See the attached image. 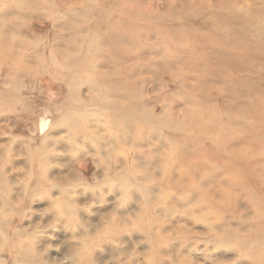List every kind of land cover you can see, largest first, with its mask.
I'll use <instances>...</instances> for the list:
<instances>
[{
    "label": "rangeland",
    "instance_id": "1",
    "mask_svg": "<svg viewBox=\"0 0 264 264\" xmlns=\"http://www.w3.org/2000/svg\"><path fill=\"white\" fill-rule=\"evenodd\" d=\"M46 2L52 12L70 13L88 6L86 0ZM138 2L167 9L166 0ZM186 2L196 4L195 0ZM33 10L26 16L30 26L49 37L54 22L44 18V12ZM219 10L226 20L217 24L224 30H229V21L240 19L235 22L234 44L242 48L254 72L252 77L248 67H240L244 69L236 71V79L226 82L233 70L223 67L220 77L187 79L195 85V99L221 104L233 101L234 94L243 97L247 85H264V0H226ZM4 11L0 10V16ZM234 11L250 16L242 20V13L234 15ZM203 13L208 23L215 20L216 10ZM11 17L23 20L25 14L12 12ZM193 22L198 24L192 25L195 28L208 29L197 19ZM204 33L214 38L215 32ZM146 42L156 46L159 38L149 36ZM222 54L227 57L226 51ZM158 56L152 50L143 54L149 61ZM248 60L243 58L241 66H247ZM200 64L208 66L206 61ZM37 74L33 85L22 88L20 102L13 99L20 111L28 108L30 114L0 110V264H255L251 236L264 233L261 229L252 232L254 227H264V174L253 177L245 159L233 164L227 154H213L208 146L202 150V163L185 151L186 163L169 161L175 168L169 166L172 171L168 173L161 163L173 153L165 134L144 129L140 137L125 139L121 147L118 130L108 127L111 112L100 110L90 100L81 106L77 118L90 115L92 120L75 138V130L63 124L69 106L62 97L69 88L51 71L39 69ZM5 75L0 73L1 82ZM140 76L144 78L139 84L143 102L150 107L160 111L170 105L179 115L189 103L188 99L175 100L183 86L179 81L171 83L173 72L145 66ZM259 103L264 106V99ZM43 119L46 124L41 130ZM249 119L257 117L250 114ZM243 137L242 147L247 142ZM103 148L112 151L111 160L105 159ZM251 148L264 158L261 143ZM35 161L44 163L43 167L37 168ZM247 163L260 164L252 158ZM191 165L196 169L181 181V171ZM41 171L43 180L37 177ZM116 173L128 178L120 181ZM235 176L244 181L233 182ZM111 224L117 231L105 233ZM83 249L87 256L80 257L77 252Z\"/></svg>",
    "mask_w": 264,
    "mask_h": 264
},
{
    "label": "bare ground",
    "instance_id": "2",
    "mask_svg": "<svg viewBox=\"0 0 264 264\" xmlns=\"http://www.w3.org/2000/svg\"><path fill=\"white\" fill-rule=\"evenodd\" d=\"M86 1V9L65 13L52 12L46 0H0V10H5L0 16V73H6L4 81L0 79V110L4 109L11 115L30 114L28 108L24 112L20 111L14 100L20 102L19 93L23 87L33 85L39 69L47 70L53 76H60L69 88L62 97L69 106L63 124L67 130H75V138L84 132V125L92 120L90 115L84 120L77 118L81 106L90 100L100 110L111 112V119L107 120L108 127L118 130L116 139L122 142L121 147L125 139L140 137L144 129L165 134V140L173 153L161 163L168 173H171L176 163H186L185 151L194 154V159L202 163V150L208 146L207 149H211L213 154H227L233 164L241 158L245 159L248 173L253 177L264 174L263 153L251 148L256 142L264 146V106L259 103L260 99H264V85H247L245 89L248 93L245 91L243 97L234 94L233 101L220 104L208 103L202 98L195 99L192 92L195 85L187 80L194 76L195 79L220 77L223 67L233 70V74L225 77L226 82L236 79V71L244 69L240 67H248V74L254 76L252 64L243 55L242 48L234 44L235 22L240 19L229 21V30L217 24L226 20L221 17L219 10L226 0H195L196 4L192 6L186 0H166V10L156 9L152 4L141 5L138 0ZM39 7H43L44 11ZM30 8L44 12V18H51L49 20L54 22L49 37L42 36L30 26L26 19ZM206 9L216 10L215 20L211 23L203 15ZM12 12L19 16L25 14V17L14 21ZM236 14H241L242 20L250 16L247 12L234 11ZM193 19H197L202 26L208 25L206 30L213 35L215 32L214 38L205 37L206 30L193 27L198 25ZM177 21L178 25L175 24ZM149 36L159 38L156 46L147 44ZM147 50L159 56L155 60H144L143 54ZM223 51H226L227 57L222 54ZM243 58L248 60L247 66H241ZM201 61L208 62V66L201 65ZM145 66L171 71L174 73L171 83H181L183 93L175 96V100L188 99L189 103L183 106L179 115L170 105L159 111L143 102L139 84L144 82L140 71ZM194 69L199 72L196 74ZM21 80L26 82L21 83ZM210 88L217 90L214 85H210ZM218 94L226 93L219 91ZM250 114L256 115L257 119L250 120ZM45 124L46 120L43 119L41 130ZM19 127L25 129V126ZM244 134L250 143L246 142L242 147L240 142ZM101 151L106 160H111L110 149L103 148ZM129 152L136 154V150L131 149ZM246 158L257 159L260 164L251 165ZM131 161L132 157L129 159ZM35 162L39 164L37 168L44 164ZM169 166H173L172 169ZM195 169L196 166L191 165L181 171V181L185 180L190 170ZM37 177L45 179L44 172L41 171ZM116 177L120 181L128 178L117 173ZM243 181V177H233V182ZM2 220L0 214V222ZM116 228L111 224L104 232L115 233ZM256 229L264 230V227H254L252 232ZM255 234L251 236V255L255 264H264V233ZM77 253L82 257L85 250Z\"/></svg>",
    "mask_w": 264,
    "mask_h": 264
}]
</instances>
